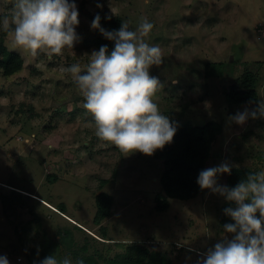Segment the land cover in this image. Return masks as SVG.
<instances>
[{
  "label": "rangeland",
  "instance_id": "1",
  "mask_svg": "<svg viewBox=\"0 0 264 264\" xmlns=\"http://www.w3.org/2000/svg\"><path fill=\"white\" fill-rule=\"evenodd\" d=\"M15 2L0 0V14L10 17ZM75 3L78 39L51 58L13 48L0 24L3 46L23 59L22 70L10 78L0 70V256L9 264H40L53 255L76 264L89 255L110 264L136 243L155 259L202 264L217 243L234 237L224 226L235 223L225 213L235 202L201 189L194 199L167 198L168 209L158 212L163 161L140 152L124 155L99 140L66 69L79 64L83 74L98 51L90 43L98 9L118 16L130 31L147 20L154 27L145 40L163 54L162 64L150 69L162 85L154 97L161 113L178 125L221 127L204 170L226 163L264 171V117L236 123L238 112L257 106L229 105L224 95L247 69L255 74L258 101L264 99V0ZM229 175L218 174L217 184L227 186ZM101 192L113 199L112 215L97 225Z\"/></svg>",
  "mask_w": 264,
  "mask_h": 264
},
{
  "label": "clouds",
  "instance_id": "2",
  "mask_svg": "<svg viewBox=\"0 0 264 264\" xmlns=\"http://www.w3.org/2000/svg\"><path fill=\"white\" fill-rule=\"evenodd\" d=\"M78 16L75 0H16L11 16H4L0 23L9 33L13 48L32 57L46 53L51 58L61 55L66 47L73 48L78 39L75 31ZM100 19L96 15L91 27L114 41L113 50L108 54L104 45L93 51L83 74L79 64L66 71L84 98L83 108L93 117L99 140L115 146L124 155L140 152L151 156L171 143L176 132L154 100L162 85L150 75V69L163 62L161 49L145 40L154 25L144 20L136 32L123 22L119 30L107 31L100 26ZM257 105L251 111L238 112L232 119L242 125L249 116L264 117V99ZM228 172L230 167L225 163L202 170L198 176L201 189H210L237 205L235 209H225L235 221L226 224L225 231L235 234L234 237L217 243L202 264H264V171L249 174L232 188L218 185V174ZM0 264H9L7 257L0 256ZM40 264H72V261L68 257L61 261L53 255Z\"/></svg>",
  "mask_w": 264,
  "mask_h": 264
},
{
  "label": "trees",
  "instance_id": "3",
  "mask_svg": "<svg viewBox=\"0 0 264 264\" xmlns=\"http://www.w3.org/2000/svg\"><path fill=\"white\" fill-rule=\"evenodd\" d=\"M96 12L93 19L96 15H99L101 18L100 26L103 29L114 31L119 30L122 26V21L118 16L101 9ZM4 16L0 14V21H2ZM90 43L98 51L101 46L106 45L109 50L108 54L114 48V41L106 39L99 29H95ZM22 67L23 59L21 56L16 52L8 51L3 46L0 36V70L2 76L10 78L20 72ZM255 83V74L245 69L240 84L230 86L229 90L224 93L228 104L237 105L254 102L258 106V98L254 90ZM242 89L244 90L240 91ZM172 124L176 128L172 142L166 144L163 149L156 150L152 155L154 158L163 161V171L160 177L162 194H158L155 198V209L158 212H164L168 209L167 198L186 201L196 198L201 193V187L197 183L198 176L204 170L210 157L212 143L221 131L220 125L216 122H209L203 126L178 125L175 122H172ZM261 171V168L232 167L227 179V187H235L239 182L245 180L249 174ZM246 203L248 202L246 201ZM95 204L94 221L99 225L104 219L112 215L113 199L105 192H101L96 196ZM58 210L59 213H64L63 206H60ZM102 239L104 240V238ZM65 241L63 240V242ZM123 244H120V247H124ZM131 244L132 246H129L126 254L121 258L110 260V264H171L164 257L155 259V254L148 251L147 248L140 247L136 243ZM80 261H83V264H97L94 256L89 255ZM79 262L76 264H79Z\"/></svg>",
  "mask_w": 264,
  "mask_h": 264
}]
</instances>
